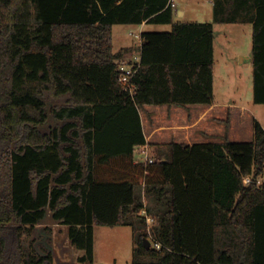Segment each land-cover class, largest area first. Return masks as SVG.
<instances>
[{"label":"trees","instance_id":"obj_1","mask_svg":"<svg viewBox=\"0 0 264 264\" xmlns=\"http://www.w3.org/2000/svg\"><path fill=\"white\" fill-rule=\"evenodd\" d=\"M172 2L0 0V264H55L48 227H37L49 210L84 250L79 264L94 263L96 224L133 227L132 264H264L257 119L253 140L172 141L153 161L135 157L147 143L141 106L213 102L215 22L253 23L264 103V0H215L214 21H175ZM145 20L172 29L142 33L131 92L113 25ZM143 208L160 249L145 245Z\"/></svg>","mask_w":264,"mask_h":264},{"label":"rangeland","instance_id":"obj_2","mask_svg":"<svg viewBox=\"0 0 264 264\" xmlns=\"http://www.w3.org/2000/svg\"><path fill=\"white\" fill-rule=\"evenodd\" d=\"M177 7L174 8L175 20L186 21H208L213 20V4L210 0H175ZM180 8L184 9L181 15ZM210 18V19H209ZM136 26H131L127 32H135ZM167 31L171 29L170 24L149 25L146 30ZM253 48V26L252 23H217L216 25V50H215V94L218 99L228 102H235L239 105L237 117L233 122L228 135L231 140L244 141L251 140L254 133V118L264 126V103L254 101V83H253V62L242 56L252 52ZM64 101H54L52 106L62 105ZM155 114V113H153ZM159 115H162L160 113ZM254 115V117L252 116ZM158 116V115H157ZM155 116L151 117L152 122L167 123L164 118ZM180 120V116H179ZM53 121V119H51ZM232 121L231 112L227 116V124L230 127ZM181 122V121H179ZM148 124V123H147ZM204 126L200 125L196 129ZM191 136V140H197L200 136ZM152 146L149 150V156L155 154ZM142 159V158H139ZM259 182H264V173L259 176ZM43 231V226L39 228ZM32 239H26V244ZM59 249H65L69 256H76V247L73 246L67 231H58L52 244ZM135 242L134 229L131 225H96L95 230V247L96 259L95 264H131L133 246ZM59 251V250H58ZM60 255V253H59Z\"/></svg>","mask_w":264,"mask_h":264},{"label":"crops","instance_id":"obj_3","mask_svg":"<svg viewBox=\"0 0 264 264\" xmlns=\"http://www.w3.org/2000/svg\"><path fill=\"white\" fill-rule=\"evenodd\" d=\"M174 8L177 7V3ZM213 4L214 12L209 15H214L213 20L215 19V0H210ZM181 15L184 13V9L180 8ZM210 19V18H209ZM175 20V17H174ZM179 21V20H175ZM186 21V20H184ZM217 23H228V22H215V40H214V51L216 50V25ZM241 23V22H234ZM248 23V22H247ZM252 23V22H249ZM158 25V24H170L172 29V23H150L146 20L142 23H115L113 25V46L114 52L118 55L115 59L117 63L126 62L130 65H139L142 59V33L145 31H157V30H146L149 25ZM131 26L135 27V32L132 31L127 32ZM253 26V23H252ZM170 29V30H171ZM253 53L246 56H242V60L246 58L252 61ZM216 63V57H215ZM239 105L235 102H228L225 100H220L217 98L215 94V81H214V99L212 103H192L187 104L186 106H180L175 104H145L139 108L144 133L146 135L147 143L144 145H140L136 147L135 157L136 161L139 160L138 151L142 148L147 149L148 153L152 146H158L159 144H165L172 141L178 142H186V143H194L199 141H215L222 142L228 138V132L231 130L233 126V122L235 121V117H237V109ZM232 114V121L230 123V127L228 126L226 120L228 113ZM155 113V114H153ZM160 113L163 114L159 115ZM158 115V116H157ZM155 116L166 119L167 123H157L152 122L151 117ZM180 116V120H179ZM254 117V115H252ZM256 119V118H254ZM181 121V122H179ZM148 123V124H147ZM200 125L204 127L199 129V133H196V129L199 128ZM199 137L197 140H191V136ZM254 138V133H253ZM253 138L251 140H253ZM231 140V139H230ZM236 141V140H232ZM245 141V140H244ZM157 149V147H156ZM156 149H153L156 152ZM148 198L144 197L145 204L147 203ZM98 225V224H96ZM96 225L94 227V239H95V230ZM48 227L47 232L44 235L50 236L53 240L58 231H67L69 237V225L61 223L59 220H56L52 217L51 211H48L46 218L37 224V227ZM116 226V225H115ZM94 241V263L96 259V247ZM76 247L75 245H73ZM135 246V242H134ZM133 246V248H134ZM53 249V258L55 264H79V256L84 253V250L77 248V254L74 257L69 256L68 252L63 248L59 249L55 242L52 245ZM59 250V251H58ZM60 253V255H59ZM132 264V263H131Z\"/></svg>","mask_w":264,"mask_h":264},{"label":"built area","instance_id":"obj_4","mask_svg":"<svg viewBox=\"0 0 264 264\" xmlns=\"http://www.w3.org/2000/svg\"><path fill=\"white\" fill-rule=\"evenodd\" d=\"M175 3L174 1L172 2V6L175 7ZM118 69L121 72V76H120V80L123 82L124 84V89L126 90H130L131 92L134 91L135 86L131 83V79L134 75V73L136 72L137 67L135 65H130L126 62H120L118 63ZM139 154V159L138 161L140 162H147V161H153V158L149 156L147 149H141L140 151H138ZM246 181L250 182L251 181V177L247 176L246 177ZM142 214H144L146 216L147 219V231L149 234V239L151 241V246L156 247L158 249H160L162 247V243L159 242L154 234H153V228L154 225L157 223V220L155 219L154 216H152L151 214L148 213V211L146 210V208H143L141 211Z\"/></svg>","mask_w":264,"mask_h":264},{"label":"water","instance_id":"obj_5","mask_svg":"<svg viewBox=\"0 0 264 264\" xmlns=\"http://www.w3.org/2000/svg\"><path fill=\"white\" fill-rule=\"evenodd\" d=\"M144 242H145V245L146 247H150L151 246V241L148 237L144 238Z\"/></svg>","mask_w":264,"mask_h":264}]
</instances>
